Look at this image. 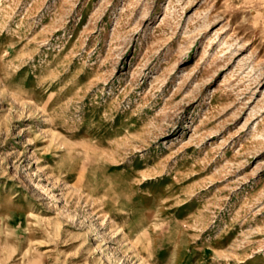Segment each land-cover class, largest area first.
<instances>
[{"label": "rangeland", "instance_id": "rangeland-1", "mask_svg": "<svg viewBox=\"0 0 264 264\" xmlns=\"http://www.w3.org/2000/svg\"><path fill=\"white\" fill-rule=\"evenodd\" d=\"M0 264H264V0H0Z\"/></svg>", "mask_w": 264, "mask_h": 264}]
</instances>
